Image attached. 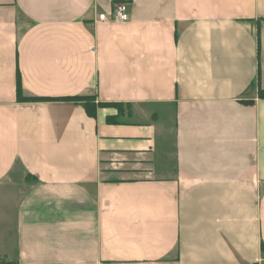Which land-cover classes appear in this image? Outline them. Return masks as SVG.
<instances>
[{"label":"crops","instance_id":"crops-1","mask_svg":"<svg viewBox=\"0 0 264 264\" xmlns=\"http://www.w3.org/2000/svg\"><path fill=\"white\" fill-rule=\"evenodd\" d=\"M259 89L264 0H0V261L264 264Z\"/></svg>","mask_w":264,"mask_h":264},{"label":"trees","instance_id":"trees-1","mask_svg":"<svg viewBox=\"0 0 264 264\" xmlns=\"http://www.w3.org/2000/svg\"><path fill=\"white\" fill-rule=\"evenodd\" d=\"M258 97L264 98V89L258 90ZM16 98L19 101H46V100H73V101H80L83 103V106L85 108V111L90 116L95 115V110L97 105L99 106H113L117 109H120L122 107L121 103L118 102H95V96L94 95H77V96H59V97H40V96H28L24 94L23 88L21 86L20 82V76L19 72L16 73ZM243 103H252V100H240ZM0 264H19L15 262H5L2 261ZM254 264V263H252Z\"/></svg>","mask_w":264,"mask_h":264},{"label":"built area","instance_id":"built-area-1","mask_svg":"<svg viewBox=\"0 0 264 264\" xmlns=\"http://www.w3.org/2000/svg\"><path fill=\"white\" fill-rule=\"evenodd\" d=\"M98 20H112L116 22H124L129 19L128 4L125 1H115L109 11L100 12L97 16Z\"/></svg>","mask_w":264,"mask_h":264},{"label":"rangeland","instance_id":"rangeland-1","mask_svg":"<svg viewBox=\"0 0 264 264\" xmlns=\"http://www.w3.org/2000/svg\"><path fill=\"white\" fill-rule=\"evenodd\" d=\"M2 261H0V263H1Z\"/></svg>","mask_w":264,"mask_h":264}]
</instances>
